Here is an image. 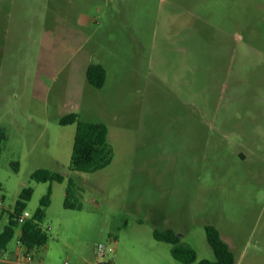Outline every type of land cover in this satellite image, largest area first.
Segmentation results:
<instances>
[{
    "label": "rangeland",
    "instance_id": "rangeland-1",
    "mask_svg": "<svg viewBox=\"0 0 264 264\" xmlns=\"http://www.w3.org/2000/svg\"><path fill=\"white\" fill-rule=\"evenodd\" d=\"M71 113L108 127L105 169H72ZM0 132V234L25 188L31 216L52 192L48 243L17 230L0 264H181L166 229L214 260L208 225L235 264H264V0H0Z\"/></svg>",
    "mask_w": 264,
    "mask_h": 264
},
{
    "label": "trees",
    "instance_id": "trees-1",
    "mask_svg": "<svg viewBox=\"0 0 264 264\" xmlns=\"http://www.w3.org/2000/svg\"><path fill=\"white\" fill-rule=\"evenodd\" d=\"M89 84L95 88H102L106 80V71L101 66L90 65L87 74ZM76 124L74 137L71 167L77 172L95 173L105 169L112 163L113 148L110 146L108 137L109 129L105 124L81 121L75 113L68 114L61 119V125ZM6 140L4 132H0V152L2 143ZM32 178L37 182H64L65 176L60 173L51 172L45 169L35 171ZM66 198L64 208L69 210L81 209V204L72 202L73 194L78 191L79 185L70 178L67 181ZM33 190L25 188L21 194V200L17 202L14 212L10 215L9 223L0 234V255H3L8 244L16 236L17 230L20 231L19 241L30 250L45 246L48 243V234L43 231L41 224L46 217V209L51 203V190L41 201V207L35 214L27 219L23 224L18 222V217L24 212L25 201L30 200ZM5 211L0 210V218ZM206 235L209 245L215 255L214 260H198L195 250L181 245V236L171 229L154 230V238L160 242L173 245L172 256L181 264H235V255L229 246L223 241L218 229L212 225L206 226Z\"/></svg>",
    "mask_w": 264,
    "mask_h": 264
},
{
    "label": "built area",
    "instance_id": "built-area-1",
    "mask_svg": "<svg viewBox=\"0 0 264 264\" xmlns=\"http://www.w3.org/2000/svg\"><path fill=\"white\" fill-rule=\"evenodd\" d=\"M3 208V204L2 202L0 201V210H2ZM30 217H32L30 215V213L28 212H23L19 217H18V222L20 224H23L27 219H29ZM96 252H97V255L99 258H104L107 254V246H105L104 244H99L97 247H96ZM27 259L30 261L31 260V256L28 255L27 256ZM66 264H69L68 262H66ZM97 264H108V263H104V262H99Z\"/></svg>",
    "mask_w": 264,
    "mask_h": 264
},
{
    "label": "crops",
    "instance_id": "crops-1",
    "mask_svg": "<svg viewBox=\"0 0 264 264\" xmlns=\"http://www.w3.org/2000/svg\"><path fill=\"white\" fill-rule=\"evenodd\" d=\"M159 242H160V241H159ZM171 251H172V250H171ZM172 257H173V256H172ZM8 263H9V264H19L18 262L14 261V260H10V261H8ZM104 263L113 264L112 261H108V262L104 261ZM26 264H30V263H26ZM33 264H35V263H33ZM65 264H66V262H65Z\"/></svg>",
    "mask_w": 264,
    "mask_h": 264
},
{
    "label": "water",
    "instance_id": "water-1",
    "mask_svg": "<svg viewBox=\"0 0 264 264\" xmlns=\"http://www.w3.org/2000/svg\"><path fill=\"white\" fill-rule=\"evenodd\" d=\"M94 60H95V59H94ZM92 65H94V66H98V65H99V62L96 63L95 61H93V62H92Z\"/></svg>",
    "mask_w": 264,
    "mask_h": 264
}]
</instances>
